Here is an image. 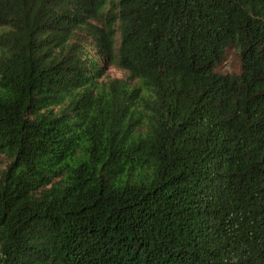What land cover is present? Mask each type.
Returning <instances> with one entry per match:
<instances>
[{"label": "trees", "instance_id": "trees-1", "mask_svg": "<svg viewBox=\"0 0 264 264\" xmlns=\"http://www.w3.org/2000/svg\"><path fill=\"white\" fill-rule=\"evenodd\" d=\"M0 264H264V0H0Z\"/></svg>", "mask_w": 264, "mask_h": 264}, {"label": "rangeland", "instance_id": "rangeland-1", "mask_svg": "<svg viewBox=\"0 0 264 264\" xmlns=\"http://www.w3.org/2000/svg\"><path fill=\"white\" fill-rule=\"evenodd\" d=\"M96 24V22H93ZM98 25V24H97ZM82 42L85 44H88L87 39L90 37L85 35H79ZM100 64H102L103 67V75L99 78L101 80L109 79V78H125L126 77V71L119 67L115 61L112 60H106V61H100ZM215 69L222 73H234L237 72L239 69V58L236 50L234 48H227L225 50L224 56L221 59V61L216 65Z\"/></svg>", "mask_w": 264, "mask_h": 264}]
</instances>
